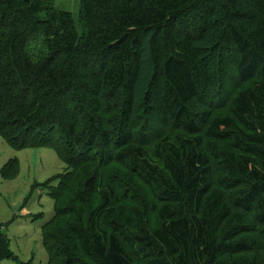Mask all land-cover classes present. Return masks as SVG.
Listing matches in <instances>:
<instances>
[{"label":"trees","instance_id":"16d2710c","mask_svg":"<svg viewBox=\"0 0 264 264\" xmlns=\"http://www.w3.org/2000/svg\"><path fill=\"white\" fill-rule=\"evenodd\" d=\"M79 23L0 0V136L66 165L32 189L46 264H264V0H81Z\"/></svg>","mask_w":264,"mask_h":264},{"label":"rangeland","instance_id":"374dc122","mask_svg":"<svg viewBox=\"0 0 264 264\" xmlns=\"http://www.w3.org/2000/svg\"><path fill=\"white\" fill-rule=\"evenodd\" d=\"M55 8L71 12L81 32V0H55ZM12 158L19 159V175L5 181L1 170ZM65 170V163L53 148L16 151L0 136V225L5 226L10 249L17 256V259L4 260L2 264L48 262L42 227L54 214V202L46 189L38 188L33 193L32 189L36 183L43 184ZM41 214L43 217H39Z\"/></svg>","mask_w":264,"mask_h":264}]
</instances>
